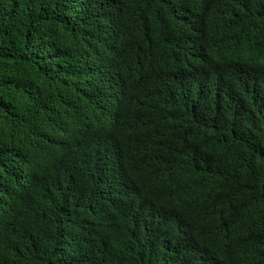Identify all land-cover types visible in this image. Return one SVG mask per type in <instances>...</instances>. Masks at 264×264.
Returning <instances> with one entry per match:
<instances>
[{
    "label": "trees",
    "instance_id": "obj_1",
    "mask_svg": "<svg viewBox=\"0 0 264 264\" xmlns=\"http://www.w3.org/2000/svg\"><path fill=\"white\" fill-rule=\"evenodd\" d=\"M0 264H264V0H0Z\"/></svg>",
    "mask_w": 264,
    "mask_h": 264
}]
</instances>
